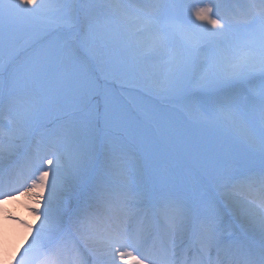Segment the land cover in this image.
I'll return each instance as SVG.
<instances>
[{
    "label": "snow or ice",
    "instance_id": "obj_1",
    "mask_svg": "<svg viewBox=\"0 0 264 264\" xmlns=\"http://www.w3.org/2000/svg\"><path fill=\"white\" fill-rule=\"evenodd\" d=\"M18 195L0 264H264V0H0Z\"/></svg>",
    "mask_w": 264,
    "mask_h": 264
},
{
    "label": "bare ground",
    "instance_id": "obj_2",
    "mask_svg": "<svg viewBox=\"0 0 264 264\" xmlns=\"http://www.w3.org/2000/svg\"><path fill=\"white\" fill-rule=\"evenodd\" d=\"M18 202L20 203H28L29 205H32L33 201L30 196L27 198L20 196ZM15 200L14 201H8L7 204L0 206V210L3 211L5 216L7 217H2L3 222L0 225V247H2L3 251V259L8 260L13 253L20 248L21 245L25 243V239L27 235L22 234L19 232L17 227L15 225L11 224V219L13 217L19 216L21 214L18 210L17 207L20 209L21 206L19 207V204ZM27 217L31 221V223H36V218L35 216L32 215V213L29 211L27 214ZM127 260H130L131 258H126Z\"/></svg>",
    "mask_w": 264,
    "mask_h": 264
},
{
    "label": "rangeland",
    "instance_id": "obj_3",
    "mask_svg": "<svg viewBox=\"0 0 264 264\" xmlns=\"http://www.w3.org/2000/svg\"><path fill=\"white\" fill-rule=\"evenodd\" d=\"M210 2H212V0H189V3H191L193 5V10L195 9V7H203V6H205L206 4H208ZM213 18H215V17H213ZM197 23H206V22H199L198 21ZM209 27H211V26L209 25ZM19 197L20 196L18 195L17 196V199L15 200L17 203H20V202H18V200L21 199ZM22 197L27 198L28 195H23ZM20 206H21L20 210L23 211V215L19 214V216H16V218H18L19 220H27L28 223H31V221L27 217V214L29 212L27 209L29 208L30 205L28 203L24 202V203H20L19 204V207ZM18 209L19 208L17 207V210ZM5 215L6 214H4L3 211L0 210V225L3 222V218L2 217H7ZM9 219H11L10 220L11 221V224L12 225H15L17 227V229L19 230V232L21 233V235L22 234H24V235L26 234L27 235L26 229L24 227H22L21 224L17 223V219H14V217L13 218H10L9 217ZM18 250H20V248H18L8 260H10L12 257L16 256L17 253H18ZM8 260H5V261H8Z\"/></svg>",
    "mask_w": 264,
    "mask_h": 264
}]
</instances>
